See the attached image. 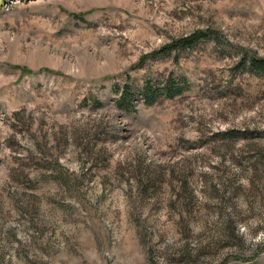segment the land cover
Instances as JSON below:
<instances>
[{
  "label": "rangeland",
  "instance_id": "374dc122",
  "mask_svg": "<svg viewBox=\"0 0 264 264\" xmlns=\"http://www.w3.org/2000/svg\"><path fill=\"white\" fill-rule=\"evenodd\" d=\"M254 59L264 0H0V264H264Z\"/></svg>",
  "mask_w": 264,
  "mask_h": 264
},
{
  "label": "trees",
  "instance_id": "16d2710c",
  "mask_svg": "<svg viewBox=\"0 0 264 264\" xmlns=\"http://www.w3.org/2000/svg\"><path fill=\"white\" fill-rule=\"evenodd\" d=\"M188 41L189 40H182L180 43H186ZM251 64L253 65L252 68L259 67L258 68L259 70H257V71H260V69H261V71H264V60L254 59ZM160 91L161 90L154 88L151 85L147 84L142 91L143 102L146 105L154 104L160 95ZM165 91H166L167 97L173 98L178 93H180L182 90H181V88H175V85L169 81V83L165 87ZM130 98H131V93L129 91V88L125 87V89L123 91L122 99L123 100H129Z\"/></svg>",
  "mask_w": 264,
  "mask_h": 264
}]
</instances>
